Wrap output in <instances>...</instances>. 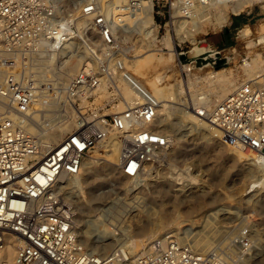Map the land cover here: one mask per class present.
<instances>
[{
    "label": "built area",
    "instance_id": "1",
    "mask_svg": "<svg viewBox=\"0 0 264 264\" xmlns=\"http://www.w3.org/2000/svg\"><path fill=\"white\" fill-rule=\"evenodd\" d=\"M141 1L151 3L160 23L210 0H0V251L6 234L14 235L18 244L12 264H229L210 260L191 243L169 235L147 241L136 253L124 246L93 253L81 241L61 192V177L78 175L84 157L106 139L117 140L119 169L130 178L169 144V135L155 128L158 101L148 90L130 81L138 98L111 113L104 109L121 98L116 91L111 100L97 101L101 87L113 89V76L129 56L112 8L123 4L133 10ZM62 50L82 58L58 87L53 84L57 77L40 65L51 55L60 61ZM122 76L128 78L125 72ZM51 99L57 111L68 108L73 115L72 129L57 143L43 141L7 116L11 108L19 112L16 103ZM196 111L264 165V71L212 107L200 105Z\"/></svg>",
    "mask_w": 264,
    "mask_h": 264
},
{
    "label": "rangeland",
    "instance_id": "2",
    "mask_svg": "<svg viewBox=\"0 0 264 264\" xmlns=\"http://www.w3.org/2000/svg\"><path fill=\"white\" fill-rule=\"evenodd\" d=\"M261 4L254 1L248 12L229 14V20L221 26L213 27L211 23L214 19L202 22L200 27L203 29L197 35L194 44L188 39L177 38L174 24L170 22L171 18L165 17L159 23V19L155 17L159 26L155 28L157 42L154 47L162 51L158 53L159 58L141 68L139 72L153 77L165 71L168 75L166 76L168 85H173L177 81L180 83V92L172 99V103H169L167 112H162L160 116L165 117L164 123H169V125L165 124L164 128H159L169 135V144L152 162L143 165L137 177L130 178L121 173L118 165L119 156L113 159L109 155L110 151H104L105 148H100L98 143L84 157L89 161L88 165L81 167L82 171L80 170L78 175L69 176L73 182H62L61 192L73 210L74 226L79 232L81 241L89 250L94 248V252L101 255L109 253L116 246H124L129 250V247L124 244L132 241L138 245L132 250V253H136L143 249L147 241L158 237L159 233L169 231V236L179 241L192 243L194 238L198 237L200 245L204 240L207 241L202 249L198 248L199 244L194 248L207 255L210 260L243 264L247 255L251 254L249 262L260 260L261 264H264V166L259 165L255 159L244 157L239 152L242 149L235 146L232 139L229 141L216 129H210L203 124L195 125L192 119L189 120L187 116H184L194 107L191 93L209 87L203 79L190 86L187 84L188 79L202 77L209 70L225 68L227 74L236 78L237 86L247 78L241 66V59L246 57L249 59L256 52H260L261 58L264 59V41L247 44L250 39L257 41L264 33V6ZM197 5L204 7L209 4L197 3ZM120 11L116 12L117 15L120 14V17L128 21L129 16L124 14L127 10L121 13ZM235 19L241 22L238 23ZM243 23H250L251 31L249 35L240 38L236 30ZM225 28L232 30L228 41H225L223 37ZM202 40L208 42L207 47L198 44ZM123 42L125 45L131 43L130 40H123ZM172 42H175L177 52L182 51L191 56L216 47L223 55H226L228 61L218 69L211 65L196 67L194 63L191 68L184 69L177 62L178 60L167 57V50L172 47ZM132 53V49H129V55ZM51 56L49 60L42 61L47 63L40 67L42 71L50 72L51 78L57 77L58 80L53 84L61 87L60 84H64L68 77L60 74V65L66 58L68 64H76L79 55H74L75 58L68 52H61L58 55L60 61L54 58V55ZM127 61L130 59L125 62ZM125 62H123L124 67L131 72V68ZM261 65L264 71V61ZM113 78V89L106 86L99 89L98 102L111 100L112 95L115 94L114 91L123 94L122 76ZM131 87L130 89H133ZM122 97L105 107V113L123 109V107L120 109L116 107L123 101ZM211 99L213 100L214 97L211 96ZM47 102L16 103L14 106L19 112L11 108L7 111V116L16 121L21 119L23 121L21 124L17 122L40 139L50 140L51 138H45L46 135L57 125H65L67 128L61 133L59 138L61 139L70 130L69 128L72 129L73 115L68 108L57 111L54 99ZM215 103L217 101L208 103L210 104L208 107H212ZM27 125H30L31 129L27 128ZM107 140L103 142L109 144L112 140L117 141L114 137ZM106 148H111V145ZM118 149L120 151L119 144ZM220 207L223 209L216 211ZM107 209H110V213ZM116 209L119 213V219L116 222L119 223L121 232L117 235L119 237L117 240L112 235L111 238L98 242L99 244L111 243L108 250L103 252L100 247H96L97 241H94L98 231L94 229L84 234L83 229L88 226L84 223L88 219H97L99 214L105 215L103 213H106L105 217L107 216L104 219H113ZM99 221L102 219H98ZM203 249L206 250L203 251Z\"/></svg>",
    "mask_w": 264,
    "mask_h": 264
},
{
    "label": "bare ground",
    "instance_id": "3",
    "mask_svg": "<svg viewBox=\"0 0 264 264\" xmlns=\"http://www.w3.org/2000/svg\"><path fill=\"white\" fill-rule=\"evenodd\" d=\"M254 1L261 2L262 3L261 5L264 6V0H210L208 3H206L209 5L204 6V7L199 6V5H197V3H195L193 5V7L191 8L190 12L186 16L174 13L171 16L170 22L171 23L173 22V24H174V28H175L174 30L176 31V35H177L178 39H180V40L188 39L192 44H194L195 40L197 39V35L200 33V30L203 29V28L201 29V27H200L202 22H208L211 19H214V22L212 21V23H211L213 25V27L214 26H216V27L221 26L224 22H227L229 20V14H238V13H241L243 11L248 12V10L251 9L250 5ZM203 5H205V4H203ZM119 10H121L120 13L123 10H127L124 14L129 16L128 21L123 19V17H120V14L117 15L116 12ZM150 12L152 14L151 3L149 1H141L138 8L133 9V10L127 8L123 4L115 5L112 8L113 24H114L115 28H118V29L120 28L119 34L123 40H130L131 43L128 45V50L132 49V51H133V53L131 55L127 56L123 61V62H125L126 60L130 59V61L125 62V64L129 68H131L132 71L131 72L127 71V68H125L124 65L122 64L121 72L117 73L115 75V76H122V73L125 72V74L128 77V78H126V77L122 76V79H123L122 81L124 82V84L123 85L121 84L122 85L121 89L123 91L122 95H124V97H122L121 94H119V95L124 99L120 103L118 102L119 104H117L116 107H117V109H120V108L124 107L126 105V103H130L135 98H138L137 90L135 89L133 84L130 82V81H132L138 87L148 90L157 99L158 105L156 108V114H157V118H158V126H156L155 128L160 130L159 128L160 127L164 128L165 124L169 125V123L163 122L165 120V117H163V116L160 117L161 113L167 112L166 108L170 107L169 103L172 101L173 98H175V95L178 94V92H180L181 88H180L179 81L174 82L173 85L172 84L168 85V83L166 81V76H168V75L165 74V71H163L162 73L159 72L156 75H154L153 77L146 76V75L142 74L141 72H139V70L141 68L150 64L155 59L159 58L158 53H160L159 51H162V49H159V48L156 49V47H154V45L157 42L155 40V37L157 35L155 28H156V26H159V24L154 20L153 15H152L153 21L151 20ZM130 20H131V22H130ZM83 22H85V21H83ZM250 31H251V24L250 23H243L236 30V34L240 38H242L246 35H249ZM261 41H264V33H262L259 36L257 41H253L252 39H250V40H248L247 44H254L257 42H261ZM198 44H200V43H198ZM202 46H204V45H202ZM207 46H208V44H207ZM207 46H204V47H207ZM215 49H216V47L213 50L206 49V51H211L209 53V56H208L209 59H211V60H214L216 58ZM206 51L204 53H200L198 55H194V56L188 55V56L195 58L199 55H205ZM61 52H68V51L62 50ZM69 54H71V56H72V53H69ZM76 54L79 55L78 56L79 58H77L76 64L70 65V64H68L67 58L64 59L63 63L60 65V68H59V72L61 75H66L69 78V76L77 68V66L79 64L80 57L82 58V54H80V53H76ZM179 54H180V52H177L175 49V42H172V47L168 48V50H167V57L168 58L169 57L175 58V60H178L177 62H179L181 67L184 69L191 68V66H193V62L190 63V62L180 61ZM219 54L222 57H224L226 61H228V58L226 57V55H223L220 51H219ZM261 57H262L261 53L256 52L254 54V56L251 58L249 57V59L247 57L241 59L242 60L241 66L244 68V71H245L244 74L247 75L246 80L254 78L257 75H259V73H261V71H262L261 62L264 61V59H262ZM212 63L213 62H207L201 66H196V67H202L204 65H211L214 68ZM221 67H223V66H221ZM221 67H218V68H221ZM163 68H164V66H163ZM218 68H215V69H218ZM224 69L225 68H222L219 70H209L202 77L192 78V79L190 78L187 80V84H189L191 86V85H194V84L198 83L199 81H201V79H203V80H205L206 84L209 87L207 89H205L206 88L205 87L204 88L205 90H199V91L191 93V96L193 97L194 107L191 109V111L189 113H187L184 116H187V118L189 120L192 119V123H195V125L196 124L197 125L203 124L210 129L211 128L216 129L217 131H219V133H221L222 137H224L230 141L232 138L228 134H226L225 132H223L221 129H219L217 127L216 128L214 126L212 127L211 125L203 122L202 119L199 118L196 114L197 113L196 109H198V107L200 105H204V106L208 107L210 105L208 103H210V102L213 103V102L218 101L227 92H229L230 90H232L233 88L236 87V83H235L236 78L233 75L227 74L228 72H225ZM155 71H156V69H155ZM127 85H128V87H127ZM131 85H132V87H131ZM130 87L133 89H130ZM134 93H135V96H134ZM133 96H134V98H133ZM211 96L214 97L213 100L211 99ZM49 102L51 103V101H49ZM120 110H122V109H120ZM120 110H118V111H120ZM183 114H184V112H183ZM17 121L20 122V124L23 122L21 119H17ZM165 122H167V121H165ZM72 123H73V121H72ZM188 123H190V122H188ZM68 125H70V124H68ZM27 128L31 129L30 125ZM65 128H67V127H65V125L64 126L57 125L56 127L53 128V131L48 133V135H46V137H45V138H51V139L50 140L42 139V140L57 143L60 140L59 138L61 137V133L64 131ZM69 129H71V128H69ZM104 141H108V140L106 139ZM108 145L109 146L111 145V148H106ZM98 146L100 148L101 147L105 148L104 151H110L109 155H111L113 157V159L116 156L120 157V151L118 149L117 141L112 140V142L111 143L109 142V144H105L102 141L98 144ZM239 152L244 157H247V159H255V155H254L253 151H251L250 149H242V151L239 150ZM88 163H89L88 160L83 159L82 167L84 168V166L88 165ZM259 165H262V164H259ZM262 166H264V165H262ZM69 181H72V180H70L69 176H62L61 179L59 180L61 186H62V182H69ZM128 204H129V202H128ZM124 208H125V206H124ZM220 209L222 210L223 207L217 208L216 211H219ZM107 210L109 211L110 209H107ZM216 211H214V213H216ZM102 212H104V211H102ZM112 212H113V210H112ZM114 212H116V214H114V216L111 215L113 217V219L112 218L111 219L110 218L104 219L107 216L105 217L106 213H103L105 215L99 214L97 216V219H94V218L88 219L86 221V223H84V225H86V226L88 225L87 227L85 226L86 228L84 227L85 229H83L84 234H87V231L89 232L90 230L92 231L94 229L96 231H98V232H96L97 236L95 235L96 238L94 239V241H97V243L95 244L96 247L97 248L100 247V249H102L103 252L108 250V247L111 243L105 242V243L99 244L98 242L105 240L107 238H111L112 235H114V238L117 240L119 238L117 235L120 234V232H121L120 231L121 228L119 226V223L116 222L119 219L118 209H116ZM109 213H110V211H109ZM209 215H210V213H209ZM98 219H102V221L98 222ZM91 225H93V226H91ZM76 231L78 232L77 228H76ZM78 234H79V232H78ZM168 235H169V231H165V232L159 233L158 237H166ZM199 243H200V238L198 237V238H194V240L191 244L193 247L196 248V246ZM17 244H18V241H17L16 237L14 235H12L11 233H7L5 236L4 248L0 251V263H4V264H12L13 263ZM137 244H138V242H137ZM206 244H207V241L204 240L202 242V244L201 245L199 244V247L198 246L197 247L199 249H202V246L205 247L204 245H206ZM95 245H94V247H95ZM124 245H127L129 247L130 252H132V250H134L136 248V246H138V245H136V243H133L132 241L125 242ZM204 250H206V249H203V251ZM90 251L95 253L94 248ZM247 256L248 257L246 258L245 262L243 261V264H261L260 260H255V261L249 262L251 254L247 255ZM247 260H248V262H247ZM239 264H241V263H239Z\"/></svg>",
    "mask_w": 264,
    "mask_h": 264
},
{
    "label": "water",
    "instance_id": "4",
    "mask_svg": "<svg viewBox=\"0 0 264 264\" xmlns=\"http://www.w3.org/2000/svg\"><path fill=\"white\" fill-rule=\"evenodd\" d=\"M236 22L240 23L241 21L239 19H235ZM232 31V30H231ZM230 30H228L227 28L224 29V33L227 34V41L229 40V36H230ZM201 45H204V46H207L208 42L202 40L199 42ZM219 45V44H217ZM216 51V58L214 60H211L209 59V53L211 51H206V54L205 55H199L195 58H192V57H189L185 52H180L179 54V58H180V61L182 62H193L195 64V66H201L203 65L204 63H207V62H213V66L214 68H218V67H221V66H224L226 64V60L224 57H222L220 54H219V50L216 48L215 49Z\"/></svg>",
    "mask_w": 264,
    "mask_h": 264
},
{
    "label": "flooded vegetation",
    "instance_id": "5",
    "mask_svg": "<svg viewBox=\"0 0 264 264\" xmlns=\"http://www.w3.org/2000/svg\"><path fill=\"white\" fill-rule=\"evenodd\" d=\"M230 34V33H229ZM224 40L227 41V34H223Z\"/></svg>",
    "mask_w": 264,
    "mask_h": 264
}]
</instances>
